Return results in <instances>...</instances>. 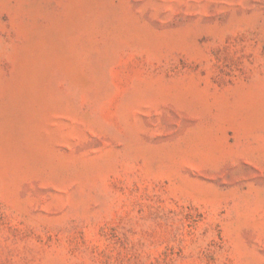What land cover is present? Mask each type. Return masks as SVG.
<instances>
[{
  "label": "rangeland",
  "instance_id": "rangeland-1",
  "mask_svg": "<svg viewBox=\"0 0 264 264\" xmlns=\"http://www.w3.org/2000/svg\"><path fill=\"white\" fill-rule=\"evenodd\" d=\"M0 264H264V0H0Z\"/></svg>",
  "mask_w": 264,
  "mask_h": 264
}]
</instances>
